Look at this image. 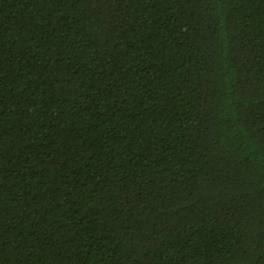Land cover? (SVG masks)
<instances>
[{
	"label": "trees",
	"instance_id": "obj_1",
	"mask_svg": "<svg viewBox=\"0 0 264 264\" xmlns=\"http://www.w3.org/2000/svg\"><path fill=\"white\" fill-rule=\"evenodd\" d=\"M0 264H264V0H0Z\"/></svg>",
	"mask_w": 264,
	"mask_h": 264
}]
</instances>
